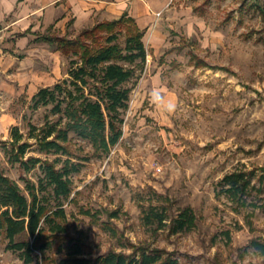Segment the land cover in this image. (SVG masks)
Returning a JSON list of instances; mask_svg holds the SVG:
<instances>
[{
    "label": "rangeland",
    "instance_id": "rangeland-1",
    "mask_svg": "<svg viewBox=\"0 0 264 264\" xmlns=\"http://www.w3.org/2000/svg\"><path fill=\"white\" fill-rule=\"evenodd\" d=\"M155 1L159 9L145 24L146 67L126 84L131 94L123 136L102 155L71 134V158L81 169L71 175L73 192L62 201L66 232L53 236L52 247L31 264H59L79 242L91 259L159 251L179 264H264V254L252 247L264 245V183L258 182L264 177V0ZM79 34L69 26L36 35L40 88L67 78L70 62L42 37ZM5 80L15 82L0 78V169L24 188L22 178L37 182L41 171L25 174L11 166L4 148L14 126L26 135L28 123L41 126L50 108L32 111V97L4 87ZM155 86L176 101L173 114L149 102ZM27 156L45 158L35 146ZM235 170L257 176L262 192L248 199L257 208L235 213L217 196L218 182ZM150 204L164 206L170 218L191 207L197 226L179 234L155 231L142 221L141 205ZM6 245L0 233V264H25Z\"/></svg>",
    "mask_w": 264,
    "mask_h": 264
},
{
    "label": "trees",
    "instance_id": "trees-1",
    "mask_svg": "<svg viewBox=\"0 0 264 264\" xmlns=\"http://www.w3.org/2000/svg\"><path fill=\"white\" fill-rule=\"evenodd\" d=\"M145 33L124 13L81 31L72 40L42 37L70 58L68 77L38 90L30 109L50 108L43 124L28 123L26 135L14 126L10 147L4 148L8 164L25 174L38 168L41 175L37 182L22 178V188L0 169V233L6 249L17 253L25 264L33 263L36 253L49 250L53 236L66 232L62 201L73 192L71 175L81 169V163L71 158V134L89 142L95 153L102 155L109 154L122 138L123 114L129 109L131 94L126 84L138 71L143 72L147 63ZM34 146L44 159L27 156ZM256 177L254 172L241 170L226 174L217 184V196L226 198L235 213L248 206L257 208L256 202L248 201L253 191L262 192V187L254 184ZM258 182L264 183V177ZM141 213L146 226L155 231L168 228L171 234L191 232L198 222L191 207L179 210L172 218L158 204L141 205ZM252 247L264 254L263 244L252 242ZM83 251L80 242L72 244L67 258L59 264H179L172 255L163 256L159 251L139 256L109 252L95 259L84 257Z\"/></svg>",
    "mask_w": 264,
    "mask_h": 264
},
{
    "label": "crops",
    "instance_id": "crops-1",
    "mask_svg": "<svg viewBox=\"0 0 264 264\" xmlns=\"http://www.w3.org/2000/svg\"><path fill=\"white\" fill-rule=\"evenodd\" d=\"M157 5L155 0H0V78L13 76L15 81L13 85L5 80L3 86L16 93L23 89L31 97L38 92L40 44L35 39L40 32L69 26L81 32L103 21L116 20L124 13L145 30V24L154 19L159 9ZM9 38L18 39L10 43ZM12 69L15 71L9 75Z\"/></svg>",
    "mask_w": 264,
    "mask_h": 264
},
{
    "label": "clouds",
    "instance_id": "clouds-1",
    "mask_svg": "<svg viewBox=\"0 0 264 264\" xmlns=\"http://www.w3.org/2000/svg\"><path fill=\"white\" fill-rule=\"evenodd\" d=\"M149 102L161 113L173 114L177 109V103L170 98L165 89L155 86L148 94Z\"/></svg>",
    "mask_w": 264,
    "mask_h": 264
}]
</instances>
